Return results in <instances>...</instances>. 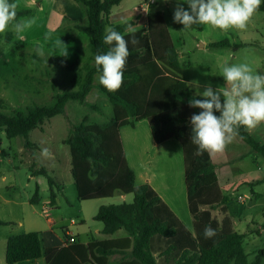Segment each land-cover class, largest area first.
<instances>
[{
  "label": "trees",
  "instance_id": "1",
  "mask_svg": "<svg viewBox=\"0 0 264 264\" xmlns=\"http://www.w3.org/2000/svg\"><path fill=\"white\" fill-rule=\"evenodd\" d=\"M75 1L85 7L87 18V25H75V28L88 36L94 61L93 65L85 66L83 86L80 90L57 95L53 106L32 104L25 112L13 115L0 112V133L4 131L7 139L22 137L28 147L29 132L44 120L62 115L69 101L96 110L85 98L94 86V76L102 74V69L97 71L95 56L106 54L112 47L104 42L105 28L111 26L125 35L129 56L122 87L110 92L97 84L111 106V118L101 124L83 121L73 126L65 143L69 148L70 173L79 201L132 195L131 203L100 206L94 216V220L102 224V234L124 230L127 236L43 250L39 233H22L7 239L5 263L18 264L44 257L45 264H261L264 249L248 262V254L242 246L247 234L234 229L233 217L228 214L231 198L219 186L210 154H196L198 146L191 141L190 117L202 110L189 106V100L195 95L181 78L178 53L161 12L146 14V27L137 30L138 43L134 45L132 37L125 34L126 23L109 22L112 8L121 0ZM257 11L264 13V0ZM27 14V10H17L16 19ZM244 46L231 45L228 40L209 44L210 48L233 47L234 50ZM195 98L203 99L202 96ZM214 114L220 115L219 112ZM141 120L147 121L156 144L176 139L181 145L192 230L184 226L149 184H135L134 173L124 157L119 129L133 127ZM236 136L264 158V144L248 129L240 127ZM32 175L48 177V172L41 167ZM48 185L49 204L53 206L56 195L51 178H48ZM29 203H40L38 185ZM208 226L217 233L212 239L204 236ZM114 255H122V259L111 263L110 257Z\"/></svg>",
  "mask_w": 264,
  "mask_h": 264
},
{
  "label": "rangeland",
  "instance_id": "2",
  "mask_svg": "<svg viewBox=\"0 0 264 264\" xmlns=\"http://www.w3.org/2000/svg\"><path fill=\"white\" fill-rule=\"evenodd\" d=\"M10 2L17 4L18 11H28L18 20L33 21L19 35L11 27L5 33H0V112L13 115L19 111L25 112L32 104L53 106L57 95L80 90L84 84L85 66L93 65L94 61L88 36L75 28V25H87L86 9L81 3L74 0ZM144 3H150L148 12L159 11L163 15L178 53L181 78L194 95L196 89L190 87L189 82L197 81L201 86L200 92L209 84L214 90L225 87L222 69L226 65L246 63L254 73L264 75L263 12L257 11L246 29L227 31L208 25H193L192 29L183 30V25L174 21L177 0H122L119 6L112 8L110 17L118 11L134 12L132 18L136 20L137 28H142L145 16L139 11V6ZM182 6L190 11L187 3ZM127 20L132 23L130 18ZM124 21L118 19L113 20V23L119 25ZM223 40H228L231 45L245 46L234 50L233 47L210 48L201 45ZM37 44L43 45L44 56L35 53ZM78 76L79 79L75 80ZM98 77L94 76V86L85 98L86 102L96 106V110L69 101L62 115L44 120L37 129L29 132L28 147L24 138L7 139L4 131L0 133V254L6 250L8 237L28 232L39 231L44 247L50 245L55 236L64 238V245L67 238L64 230L72 235L78 232L79 240L84 241L90 231L102 228V224L94 220L100 206L132 202V195H127L123 200L118 194L112 198L79 201L71 177L69 148L65 142L73 126L83 121L105 123L112 116L107 98L97 88ZM125 130L142 141L145 135L150 136L146 121L141 123L135 133L130 128ZM251 131L255 139L264 143V129ZM122 136L125 137V131ZM179 144L176 139L170 141L158 153L150 155L146 162L138 163L136 171L149 173L152 185L162 195L166 193L170 196L175 215L188 230H192L186 202L182 148ZM43 148L49 149L52 154L50 158L41 155ZM227 149L230 159L234 160L230 166L240 169L236 173L238 179H244L243 174H247L245 180L254 183L264 176V158L255 154L237 136ZM240 156L243 157L242 162L238 159ZM254 156L257 158L254 159ZM41 167L48 172V177H41L40 198H49L48 178H51L56 195L55 208L44 201L36 206L29 203L37 185V176L32 173H37ZM254 190L264 193V182L256 184ZM231 193L234 206L251 207L253 198L243 196L250 194L248 184H240ZM238 196H242L244 201L238 202ZM45 207L50 211L49 218L44 214ZM263 217L264 209L258 211L250 208L244 218L246 223L238 228L240 233L247 234L242 246L248 254L249 263L260 249H264V232L263 235L256 233L264 229ZM261 264H264V257Z\"/></svg>",
  "mask_w": 264,
  "mask_h": 264
},
{
  "label": "clouds",
  "instance_id": "3",
  "mask_svg": "<svg viewBox=\"0 0 264 264\" xmlns=\"http://www.w3.org/2000/svg\"><path fill=\"white\" fill-rule=\"evenodd\" d=\"M183 3L188 4L190 11L184 9ZM261 3L262 0H177L174 21L182 24L183 30L192 29L193 25H208L222 31L244 30ZM16 17L17 4L10 0H0V33H5L11 27L19 35L33 23L31 19L17 20ZM124 23L127 25L125 34L132 37V44H137V27L126 21ZM105 33L104 42L112 47L106 54H97L94 60L97 71L102 69L99 83L108 91L115 92L123 84L129 42L125 35L111 26L105 28ZM34 51L38 56L45 55L43 45L37 44ZM222 76L226 86L218 90L209 84L200 92L201 86L197 81L189 82V86L196 89L195 96L203 97L196 99L194 96L189 100L190 107L202 110L190 117L191 141L198 146L197 155L203 152L210 155L223 152L238 134L240 127L252 130L264 123V75L254 73L248 64L241 63L224 66ZM41 155L50 158L52 154L48 148H43ZM216 235L211 226L205 228L206 239Z\"/></svg>",
  "mask_w": 264,
  "mask_h": 264
},
{
  "label": "crops",
  "instance_id": "4",
  "mask_svg": "<svg viewBox=\"0 0 264 264\" xmlns=\"http://www.w3.org/2000/svg\"><path fill=\"white\" fill-rule=\"evenodd\" d=\"M117 6H119V5H117ZM142 14L146 17L147 13H142ZM133 15H135L134 12L118 11L113 17H110L111 16V14H110L109 22L111 24H114L113 20H118V19H124L126 22H128L129 20H127V19L130 18L132 21V24L135 27H137L138 25L135 24L136 20L132 18ZM110 18H112V20H110ZM128 23H130V22H128ZM122 24H125V23H122ZM145 27H146V21H145V25L142 28H137V29H144ZM209 44L208 45L201 44V45H204V47L205 46L209 47ZM143 121H145V120H141V121L135 123V125L133 127L124 126V127H121L119 129V136H120V141L122 144V149H123L125 160H126L128 166L130 167V169L134 173L135 184L136 185H141V184H145V183L149 184L152 187V189L161 197V199L165 202V204L174 212V208H173V204L171 203L170 196L165 195L166 193L164 195L159 193L157 187H154L152 185L151 177H150L149 173L148 172L147 173L146 172L137 173V171H136L137 170L136 166L138 163L146 162L145 160L148 157L150 158V155H154L155 153H158V151L161 150V148H163L165 145H167V143H169L170 141H172L174 139H169V140H167L161 144H156L152 139L151 131L149 129L148 123H147V128L149 130H147V133L149 134V131H150V136L145 135L144 141H142L141 139L136 137L134 134H130L129 132H127V130H125L126 128H130L133 131V133H135L138 130V128L141 126V123H143ZM263 129H264V123H261L260 125H258L256 128H254L252 130L253 131H262ZM123 131H125V137L124 138L122 136ZM248 131L252 135L253 132L251 130H248ZM262 144H264V143H262ZM172 145H176V144H172ZM179 146L181 148L180 144H179ZM228 146H229V144L227 145V147L225 148V150L223 152L211 154L210 156H211L212 162L214 163V165L216 167V172L218 175V183H219V186H220L222 192L230 195L231 201H230L229 206H228V214L233 217V226H234L235 231L240 233L238 231L239 230L238 228L241 227L240 225L242 223H246L245 221H247V220L246 219L244 220V218L247 217L248 210H250V208L254 209V210H258V211L259 210L261 211L264 209V205H263L264 204V197H263L264 193L257 192L254 190V187L256 184L264 182V176L260 177V179H258V181L254 182V183H249L248 180H245V178H248L247 174H243L244 179H242V180L238 179L239 175L236 173L240 169L238 170V168L230 166L234 162V160L230 159V155H229L228 149H227ZM255 154H257V153H255ZM256 158H257V156H254V159H256ZM238 159H239V161L242 162L243 157L240 156ZM254 161H253V163H254ZM41 177H43V176H37L36 177L37 178V185L39 187V191H40V186L42 184ZM242 183H244L245 185L248 184L249 188H250V194L249 195L243 194V196H249L250 198H253V201H252L250 208H242V206L237 207V206L233 205L234 199H232L233 197H232L231 192L234 191L236 188H238V186ZM184 185H185V183H184ZM126 196L127 195H120V198L124 200L126 198ZM42 201L49 204V198L46 200H44L43 198H40V203ZM186 202H187V198H186ZM34 206H36V205H34ZM51 207L55 208V205H53ZM46 209L47 208L45 207L44 210H46ZM47 211H49V210H47ZM49 213H50V211H49ZM47 218H49V217H47ZM48 221L51 222L50 219ZM262 221H263V225H264V217H263ZM101 230H102V228L100 227V228H95V230L93 232L90 231L88 233V235H85L84 241L79 240L80 234L78 232H76L72 235L68 230L67 231L64 230V233L67 236L75 237L76 242L82 243V244H86L92 240H114V239L124 238L127 236V234L124 230H119V231H117L113 234H109V235L102 234ZM36 232L39 233V231H36ZM262 232H264V229H260L256 233L262 234ZM241 234H243V233H241ZM40 238H41V235H40ZM62 243H64V238L60 239L58 236H55V238L53 237L50 245H47L44 247L43 243H42V248H43V250L48 249V248H60V247L64 246V245H62ZM121 259H122V255H114V256L110 257V262L111 263H117ZM0 264H6L5 263V252L3 254H0ZM18 264H45V260H44V257H41L40 259H37V260L24 261V262H20Z\"/></svg>",
  "mask_w": 264,
  "mask_h": 264
},
{
  "label": "built area",
  "instance_id": "5",
  "mask_svg": "<svg viewBox=\"0 0 264 264\" xmlns=\"http://www.w3.org/2000/svg\"><path fill=\"white\" fill-rule=\"evenodd\" d=\"M151 3H152V1H151ZM149 4L150 3H146V4L144 3V4L140 5L139 11L141 13H147L149 10ZM237 199L240 202L244 201V198L242 196H238ZM44 214H45V216L49 217V211H47V209L45 210ZM74 243H76L75 237L67 236L65 244H74Z\"/></svg>",
  "mask_w": 264,
  "mask_h": 264
}]
</instances>
